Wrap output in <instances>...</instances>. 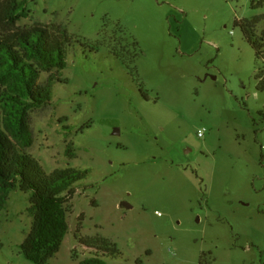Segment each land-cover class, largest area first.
<instances>
[{
  "label": "rangeland",
  "instance_id": "1",
  "mask_svg": "<svg viewBox=\"0 0 264 264\" xmlns=\"http://www.w3.org/2000/svg\"><path fill=\"white\" fill-rule=\"evenodd\" d=\"M25 1L20 27L68 30L67 65L50 69L29 55L46 102L29 113L25 141L0 98L2 128L46 172H89L66 205L69 234L49 264L95 256L109 264H264V90L256 79L264 52L262 62L235 25L264 7ZM31 206L17 190L0 210V264H33L21 251ZM109 247L121 256L107 255Z\"/></svg>",
  "mask_w": 264,
  "mask_h": 264
},
{
  "label": "trees",
  "instance_id": "2",
  "mask_svg": "<svg viewBox=\"0 0 264 264\" xmlns=\"http://www.w3.org/2000/svg\"><path fill=\"white\" fill-rule=\"evenodd\" d=\"M27 6L25 0H0V98L6 104L12 130L25 141L29 136V113L34 105L45 104L47 94L44 87L38 86L39 73L28 62L29 55H34L50 69H63L67 65L66 46L70 42L66 28L59 27V31L55 32L44 25L20 27L18 23L28 17ZM263 7L264 0H252L254 10ZM263 21L264 14H259L235 22L258 59L264 52V30L261 35L257 32ZM256 79L260 81L258 89L264 90V77L258 73ZM26 93L31 102L25 100ZM2 123L0 108V210L7 205L14 191L31 195L30 211L34 214V221L21 251L33 264H49L60 252L69 234L66 205L77 193L75 185L86 179L89 172L76 169L46 172L32 155L17 150L4 132ZM72 153L68 146L66 154L71 156ZM105 253L113 258L121 256L117 247H109ZM80 264L109 263L95 256Z\"/></svg>",
  "mask_w": 264,
  "mask_h": 264
},
{
  "label": "water",
  "instance_id": "3",
  "mask_svg": "<svg viewBox=\"0 0 264 264\" xmlns=\"http://www.w3.org/2000/svg\"><path fill=\"white\" fill-rule=\"evenodd\" d=\"M124 205H125L126 208H132V206L129 203H127V202H125Z\"/></svg>",
  "mask_w": 264,
  "mask_h": 264
},
{
  "label": "built area",
  "instance_id": "4",
  "mask_svg": "<svg viewBox=\"0 0 264 264\" xmlns=\"http://www.w3.org/2000/svg\"><path fill=\"white\" fill-rule=\"evenodd\" d=\"M199 135L202 136V133H200Z\"/></svg>",
  "mask_w": 264,
  "mask_h": 264
}]
</instances>
